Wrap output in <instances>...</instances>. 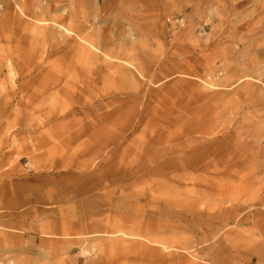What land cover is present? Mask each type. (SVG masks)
I'll return each instance as SVG.
<instances>
[{
	"label": "rangeland",
	"instance_id": "rangeland-1",
	"mask_svg": "<svg viewBox=\"0 0 264 264\" xmlns=\"http://www.w3.org/2000/svg\"><path fill=\"white\" fill-rule=\"evenodd\" d=\"M2 5L0 155L51 194L34 227L0 229V257L141 264L133 241L153 240L164 261L142 264H264V0H26V17ZM64 8L127 47L141 90L53 48L64 37L37 22ZM116 96L140 103L108 116Z\"/></svg>",
	"mask_w": 264,
	"mask_h": 264
},
{
	"label": "bare ground",
	"instance_id": "bare-ground-1",
	"mask_svg": "<svg viewBox=\"0 0 264 264\" xmlns=\"http://www.w3.org/2000/svg\"><path fill=\"white\" fill-rule=\"evenodd\" d=\"M13 1L14 3V8L18 12V14L22 17H26V13L24 10V4L26 3V0H10ZM4 2V0H3ZM41 10V7H37L35 12H39ZM57 11V10H55ZM60 14H54L50 16V22H45L43 21H38L37 23L39 26H42V29H46V26H50L54 30H56L58 33L62 35L63 40H57L58 42L55 43L54 49L58 52L60 51H70V53H74V55H77L78 60L83 61L86 65L89 67H94L91 68L90 73L96 74L97 76L100 75H108L107 73H103V71H109L113 70V74H116L120 81L126 83L131 90L134 92H137L141 90V87L144 85V80L146 76H144L146 73L142 70L141 72L144 74L142 75L141 73L138 72V70L132 66V61L130 58H124L122 57L123 54H127L128 49L125 46L119 45L113 40V37L108 34H106L107 30L103 31H98L97 33H91L88 31L87 27L81 23V21L75 22L74 24V18L71 15V11H68L67 9H61ZM29 19V18H27ZM42 37H44L45 40H49L47 37V33H40ZM133 36L132 32L127 33V37L130 39ZM53 39V37H52ZM72 42V43H70ZM50 55H54V52H51ZM1 62L8 64V61L0 57ZM114 60V61H112ZM118 62H124L130 67H134V69H127V65L125 67L124 64L118 63ZM8 66V65H7ZM12 67V66H8ZM106 67V68H105ZM105 68V69H104ZM73 69L71 68V71ZM132 70H135L137 74L140 76V78H137L136 75ZM17 75V72L15 68L10 69L9 68V77L11 79H14ZM92 78H88L86 81L88 82ZM89 83V82H88ZM210 86V88H214V86L211 84H205ZM244 94L250 98H257L256 93L254 90L251 88H248L247 85L244 86L243 88ZM127 98H132L133 94L129 93L126 95ZM118 101L120 102L118 104ZM137 103H140L137 99H134L133 101H127L125 99H121L119 96L114 97V99L109 102V106L107 108H113L111 112L108 113V116H113L120 112L123 109H126L127 111H130L131 109H135L138 105ZM157 111V110H154ZM129 131V129H127ZM83 132L81 131H73L71 132L68 136L72 140H77L80 139L83 136ZM19 146V145H18ZM21 146V145H20ZM168 149L166 150H161V151H156L157 155H154L153 159H157L160 155H165L168 154ZM205 154L209 155L208 158H212L213 155L216 154L215 150H211L210 148L205 151ZM24 154H20L15 156V158L21 157ZM25 157V156H24ZM23 158L19 159L22 160ZM173 165V164H172ZM170 172H177L179 169H182L185 172L190 171L193 167L189 166L188 168H180L179 166L173 165V167H166ZM138 169H135L137 171ZM28 173H31L32 170L28 169ZM124 233V231H121ZM132 235V234H131ZM133 235L137 236H143L142 234H137L134 233ZM137 242V244L141 247L144 248V252L142 254V261L140 262L141 264L146 261H153L158 257L159 262L164 261V257L166 256L163 251L158 250L157 248H154L149 245V243L157 245L156 242L153 240L148 241L146 244L140 243L138 241H133ZM128 243V242H126ZM109 245H103L101 246V250L108 247ZM164 247V245H161ZM167 249L166 247H164ZM151 252V253H150ZM154 253H157V256L154 255ZM112 260V259H110ZM110 260L106 259H101L96 262H93V264H114L116 261L112 262ZM135 262H138V260H135ZM0 264H13V262L4 260L2 257H0ZM26 264V263H24ZM90 264V263H88ZM157 264H162V263H157Z\"/></svg>",
	"mask_w": 264,
	"mask_h": 264
},
{
	"label": "crops",
	"instance_id": "crops-1",
	"mask_svg": "<svg viewBox=\"0 0 264 264\" xmlns=\"http://www.w3.org/2000/svg\"><path fill=\"white\" fill-rule=\"evenodd\" d=\"M51 182H43L42 177L19 175L11 172L9 157L0 155V229L19 234L34 227L39 221L35 206L46 199L49 201ZM43 226V225H42ZM32 234V233H29ZM37 241V235L28 236Z\"/></svg>",
	"mask_w": 264,
	"mask_h": 264
},
{
	"label": "built area",
	"instance_id": "built-area-1",
	"mask_svg": "<svg viewBox=\"0 0 264 264\" xmlns=\"http://www.w3.org/2000/svg\"><path fill=\"white\" fill-rule=\"evenodd\" d=\"M3 0H0V8H2L3 7Z\"/></svg>",
	"mask_w": 264,
	"mask_h": 264
}]
</instances>
